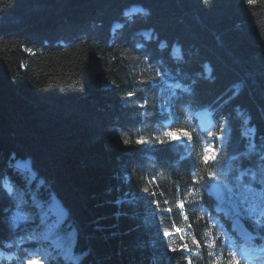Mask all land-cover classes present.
Here are the masks:
<instances>
[{
	"label": "trees",
	"instance_id": "trees-1",
	"mask_svg": "<svg viewBox=\"0 0 264 264\" xmlns=\"http://www.w3.org/2000/svg\"><path fill=\"white\" fill-rule=\"evenodd\" d=\"M54 198L50 264H229L234 217L264 233V0H0V264Z\"/></svg>",
	"mask_w": 264,
	"mask_h": 264
},
{
	"label": "rangeland",
	"instance_id": "rangeland-1",
	"mask_svg": "<svg viewBox=\"0 0 264 264\" xmlns=\"http://www.w3.org/2000/svg\"><path fill=\"white\" fill-rule=\"evenodd\" d=\"M196 116L198 118V121L200 123V125L203 128H207L212 121V114L208 109H201L196 113ZM205 124V125H203ZM220 146L223 144L222 143V137L218 139ZM210 145H214V156L213 159H216L217 155H218V151L215 148L216 144L214 141H212V143ZM21 165V164H20ZM25 168L28 170H31V175H34V171L31 167V165L27 164L25 165ZM8 187L11 188L10 185H8ZM60 200L58 198H54L52 200V202L50 203L48 209L43 213V215H45V219L48 221V223H46L45 225V229L44 231H42L41 229H34L33 230V234H34V239L33 241H30L28 243L25 244V247H27L30 252V254H34L36 253V259L35 262L36 264H50L52 258H55L56 256V250H55V246L57 244H60V239L55 238V240H53L54 238L50 237L49 231L58 225V223L60 221H62L65 218V215L67 213L66 208L59 202ZM22 209H23V217L21 219L20 225H24V226H30L33 222H36V218L38 216V214L36 213V211L34 210V206L31 205L28 202H24L22 205ZM240 232V230H239ZM32 234V235H33ZM54 241L53 245H51L48 242H52ZM34 249H33V248ZM36 250V251H35ZM69 250V249H68ZM68 252V251H67ZM251 253H249L248 255H246V257L243 255L242 258H247L248 260H250L251 258ZM12 256H14V254L9 255V258H11ZM32 260H29L27 262V264H32ZM251 264L252 259H251Z\"/></svg>",
	"mask_w": 264,
	"mask_h": 264
},
{
	"label": "snow or ice",
	"instance_id": "snow-or-ice-1",
	"mask_svg": "<svg viewBox=\"0 0 264 264\" xmlns=\"http://www.w3.org/2000/svg\"><path fill=\"white\" fill-rule=\"evenodd\" d=\"M28 51L31 53L33 50L29 49ZM166 135L169 138V140H178V139L185 138V137H188V138L191 137V133L188 132V130L182 129V128L171 129L168 132H166ZM125 142L127 143V141H125ZM138 142L143 143V138H140V140ZM214 154H215L214 153V145L206 146L205 150H204V155L202 158L203 161L210 162L213 159ZM179 206L180 207L184 206L183 201L180 202ZM185 218H187V217H185ZM165 235L167 236V235H169V233L166 232ZM181 247L187 248L188 246L182 245ZM32 264H36V262L33 261ZM229 264H240V261L237 259H232L231 261H229Z\"/></svg>",
	"mask_w": 264,
	"mask_h": 264
},
{
	"label": "water",
	"instance_id": "water-1",
	"mask_svg": "<svg viewBox=\"0 0 264 264\" xmlns=\"http://www.w3.org/2000/svg\"><path fill=\"white\" fill-rule=\"evenodd\" d=\"M220 190H221V187H220L219 183L213 178V179L211 180L210 192H211L212 195H214L215 197H219ZM60 202H61V201H60Z\"/></svg>",
	"mask_w": 264,
	"mask_h": 264
},
{
	"label": "bare ground",
	"instance_id": "bare-ground-1",
	"mask_svg": "<svg viewBox=\"0 0 264 264\" xmlns=\"http://www.w3.org/2000/svg\"><path fill=\"white\" fill-rule=\"evenodd\" d=\"M203 125H205V124H203ZM223 141H224V138H222V143H223ZM213 179V177L212 178H210V181H209V186H208V188L210 189V187H211V180ZM215 179V178H214ZM216 180V179H215ZM217 181V180H216ZM218 182V181H217ZM219 183V182H218Z\"/></svg>",
	"mask_w": 264,
	"mask_h": 264
}]
</instances>
